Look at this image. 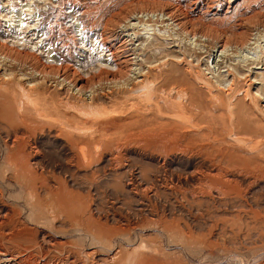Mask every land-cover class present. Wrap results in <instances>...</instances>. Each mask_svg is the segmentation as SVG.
Returning a JSON list of instances; mask_svg holds the SVG:
<instances>
[{
  "label": "rangeland",
  "instance_id": "obj_1",
  "mask_svg": "<svg viewBox=\"0 0 264 264\" xmlns=\"http://www.w3.org/2000/svg\"><path fill=\"white\" fill-rule=\"evenodd\" d=\"M31 1L39 0H0V12L3 16L9 15V9H22ZM52 2L54 5L50 11L43 8L44 17H48L46 24L50 21L49 25L44 26L46 37L50 35L49 28H54V39L46 49L53 46L54 51L65 57L69 53L63 49L61 40L71 39L70 56L75 69L80 67L90 71L103 56L99 54L101 49L94 44L91 35H84L82 30L77 33L70 26L85 23L86 31L90 32L98 30L108 20L126 23L131 17L143 16L140 18L143 21L147 17L150 19L151 14L160 18L162 11L168 10L172 12L173 23L183 24L182 30L168 26L172 21L155 26L146 22L151 27L146 33L140 29V23L136 30L146 34L148 42L157 40L173 55H179L177 51L188 55L195 69L198 71L200 67V71L212 83L224 81L223 76L230 72L236 81H240L238 83L242 88L255 93L258 88H254L252 81L255 77H264V0H221L215 3L217 8L214 11L210 10L208 0ZM74 3L89 7L90 12L75 8ZM74 10L73 20L68 17L73 15ZM27 18L23 28L17 32L30 41L37 34L32 36L35 34L33 31L25 34L26 28L33 25V19ZM7 19L0 17V43L13 48L12 41L19 35L13 31L10 26L12 22ZM40 20L43 18L40 17ZM57 23L61 25L56 26ZM206 26L216 28L215 34L204 33ZM64 29L70 30L63 35ZM184 30L195 36H185ZM100 31L99 28L94 32L96 37H99ZM238 37L252 43L249 47L253 48V52L248 48L244 53L237 54L238 46L234 42ZM220 42L228 43L224 55L218 49ZM147 43L140 48L145 49ZM19 50L24 52L23 48ZM26 71L25 67L16 65L4 73L21 83ZM247 74L250 76L246 77ZM36 83L38 81L33 84ZM226 84L228 86L229 82L224 83L223 87H227ZM72 97L71 109L89 110ZM252 100L249 99L250 102ZM261 104L264 110V102ZM121 105L122 102L107 101L105 106L96 109L109 116L123 117L128 112L121 109ZM201 115L188 113L172 121L178 125V130L175 129L178 132L170 131L173 134L168 133V137L164 135L166 143L163 139L161 142L154 139L149 143H135L136 139L131 138L135 133L131 132L133 134L129 133V136L128 131L109 137L97 134L100 143L97 149L93 145L90 150L96 157L88 162L72 161L70 177L57 174L69 183L71 223L69 218L53 222L22 211L28 225L39 229L37 245H40L36 247L41 251L31 249L36 254L31 259L29 255L21 258L15 256V260L10 261L1 253L0 264H264V146L255 137V133L264 130V122L259 121L253 126L250 122L246 123L250 131L234 138L227 133L220 137L215 127L213 129L211 126V115L206 114L207 118L203 115L206 121L201 120L204 119ZM54 134H46L39 140L45 160L53 164L59 158V162H62L70 153L64 140H56L52 137ZM243 147L247 148L251 157L250 166H233L224 160L223 153ZM2 161L3 154L0 152V165ZM233 173L240 175L239 183L233 181ZM196 177L201 180L194 184L191 178ZM132 182L138 185L135 192L128 187ZM163 224L168 225L167 232ZM50 241H54V245L57 242L54 248L49 246V243H53ZM4 244L11 253L14 250V254L24 248L17 244L21 246L17 250L16 244Z\"/></svg>",
  "mask_w": 264,
  "mask_h": 264
},
{
  "label": "bare ground",
  "instance_id": "obj_2",
  "mask_svg": "<svg viewBox=\"0 0 264 264\" xmlns=\"http://www.w3.org/2000/svg\"><path fill=\"white\" fill-rule=\"evenodd\" d=\"M208 1L211 11L215 10L217 1L221 2V0ZM222 1L226 2V0ZM53 5L52 0L31 1L23 5L22 9H9V15L3 16L0 12V17L10 19L12 22L10 26L19 35L16 40H11L13 48L0 43V152L3 154L0 165V254L2 253L9 261L15 260V256L21 258L29 255L31 259L35 254L31 249H38L36 246L40 245H37L40 237H38V227H32L31 224L30 227L27 223L28 219L22 216V211L53 222L69 218L70 222H68L71 223L69 183L57 174L70 177L72 161L88 162L96 157L90 150L93 145L97 149L100 143L97 134L109 137L128 131V134L135 133L134 136L129 134L133 140L136 139L135 143L136 141L141 144L149 143L154 139L161 142L162 139L164 140V135L168 137L170 133L173 134L170 131L178 130V125L172 121L194 112L205 117L210 114L213 118L211 126L215 127V132L220 137L227 133L234 138L250 131V126L246 123L250 122L253 126L259 121L264 122V110L261 109V103L264 102V77L258 79L255 77L252 81L254 88H258L255 93L242 88L238 83L240 81H236L235 76L230 72L223 76L227 80L224 78V81L212 83L200 71V67L197 66L198 71L195 69L196 66L193 61L188 60V55L179 51H177L179 55H173L157 40L148 42L149 40L146 39L149 38L145 37L146 34L136 30L140 27L138 26L140 23L142 24L140 29L144 32L150 30L151 27L146 22L155 26L154 24L172 21L168 26L181 28L183 25L181 22L173 23L175 20H172V12L163 10L160 18H155L156 16L151 14L150 19L146 18L147 21L140 20L143 16L131 17L130 20L127 18L129 21L126 23L108 20L99 27L101 29L99 37L94 34L99 28L88 32L85 23L81 26L79 24L70 26V29H75L77 33L82 30L84 35H91L94 44L101 49L99 54H102L103 59L88 71L80 67L75 69L70 56L71 39L61 40L63 49L69 53L65 57L54 51L53 46L46 49L54 39V28H49L50 35L46 37L44 26L49 25L50 21L46 24L48 17H44L46 14L43 13V8H49L50 11ZM73 5L86 13L90 12L89 7H80L77 3ZM75 13L74 10L73 15L68 18L72 17L74 20ZM27 17L33 19V25L26 28L25 34L31 31L35 33L32 36L37 34V37H33L30 41L22 38L17 32L23 28ZM40 17L43 18L42 21ZM60 25V23L56 24V26ZM70 29H64L63 35ZM118 29L120 31H117ZM215 30L216 28L207 26L203 28V32L211 36L215 34ZM185 31H183L185 36H195ZM144 43H147L146 48L141 49L140 46ZM234 43L238 46L237 50L235 49L237 54L248 48L253 52V48L249 47L253 44L247 40L243 41V38L242 40L240 37L236 38ZM227 45V42H220L218 45L222 55L227 53ZM20 48H23L24 52H21ZM39 55L42 56L38 57ZM16 65L27 69L24 76L22 75L24 79L21 78L24 82L18 83L4 73L6 69L12 70ZM252 69L261 70L257 67ZM37 81L38 83L33 84ZM227 82L229 85L223 87ZM71 96L74 101L79 102V105L83 104L89 110L77 107L71 109ZM242 96L246 99L244 100ZM249 99L253 100L250 102ZM107 101L122 102L121 109H126L128 113L120 117L98 112L96 108H102ZM205 117L201 120H205L207 118ZM258 132L255 133V137L264 146V130ZM46 134L50 136L54 134L52 137L56 140L62 138L65 147L70 151L62 162H59V158L58 162L54 163L58 165L47 162L46 157L44 158L39 140ZM248 154L247 148L243 147L241 150L223 153V158L233 166L248 167L252 161ZM231 177L234 182H240L239 174L233 173ZM191 179L194 184L201 180L197 177ZM128 187L132 192L138 190V185L134 182ZM162 226L167 232L168 225ZM4 242L8 244L11 242L13 246L18 244L24 248L14 254V250L12 253L7 250ZM50 242H53L49 243L53 248L57 244L55 242L54 245V241ZM18 245L17 250L21 249ZM64 249L66 252V248ZM43 251L45 253L44 249ZM68 256L66 255L67 258L70 257Z\"/></svg>",
  "mask_w": 264,
  "mask_h": 264
}]
</instances>
